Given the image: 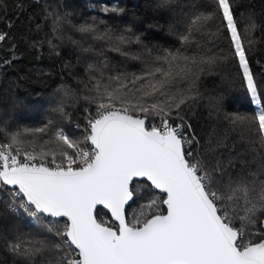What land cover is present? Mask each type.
I'll return each mask as SVG.
<instances>
[{
  "label": "snow or ice",
  "instance_id": "6c2138e0",
  "mask_svg": "<svg viewBox=\"0 0 264 264\" xmlns=\"http://www.w3.org/2000/svg\"><path fill=\"white\" fill-rule=\"evenodd\" d=\"M235 3L207 0L197 5L205 11L194 14L178 36L181 48L156 55L140 36L101 32L95 21L73 25L125 57L129 53L121 46L136 44L149 59L139 73L105 75L107 64L88 65L85 99L95 112L86 117L81 140L52 130L51 120L14 131L0 122L6 140L0 142V191L8 190L10 198L4 211L14 218L22 212L57 241L17 235L6 248L22 264H264V82L251 64L258 41L246 40L253 30L264 32V25L249 11L242 35ZM7 7V0H0V10ZM217 17L220 27L208 36L227 41L229 51L199 59L185 55ZM6 38L0 32V41ZM229 60L241 70L255 113L225 111L223 95L212 101L230 131L242 139L249 134L251 159L235 177L229 171L236 168L231 160L225 165L211 153H201L199 138L180 115L199 92L177 87L198 78L200 66ZM56 111L63 113V105ZM140 200L145 202L129 217L128 209ZM97 206L110 213L111 222L98 219ZM61 219L62 229L57 227Z\"/></svg>",
  "mask_w": 264,
  "mask_h": 264
},
{
  "label": "trees",
  "instance_id": "16d2710c",
  "mask_svg": "<svg viewBox=\"0 0 264 264\" xmlns=\"http://www.w3.org/2000/svg\"><path fill=\"white\" fill-rule=\"evenodd\" d=\"M207 0H7V10H0V32L7 38L0 41V122H4L9 131L23 127H40L49 120L54 129H62L71 139L81 140L86 127V117L95 112V105L85 99L89 95L84 83L89 78L88 65L107 64L105 75L109 72L139 73L144 61L149 59L144 50L137 46L122 45V51H112L107 41L94 38L93 33H81L73 25L95 23L101 32L109 29L113 35L134 34L140 36L149 48L158 54L164 49L181 48L178 36L182 34L189 20L198 11L197 5ZM231 2V0H230ZM22 4L17 9L15 4ZM117 8L122 12L104 11ZM256 13L258 25H264V0H236L235 15L238 27L244 35L248 25V13ZM51 13V15H49ZM243 13V18L240 14ZM57 16L61 19L57 20ZM220 27L219 17L197 35V43L184 50L188 56H214L221 51H229L227 41L211 40L209 32ZM125 30H130L126 32ZM247 39L258 41L250 53L254 75L264 82V32L261 29L251 31ZM51 41V43H49ZM140 55V60L132 56ZM9 61V63H5ZM259 61V63H257ZM198 78L182 82L178 88L185 91L191 86L200 96L182 106L180 115L191 124L199 138L201 153H211L225 165L231 160L236 165L229 169L235 177L241 166L250 161L247 142L249 134L242 139L239 133L228 129L223 113L212 108L213 98L225 97L224 110L254 115V106L248 103L244 91L241 70L235 62L204 64ZM95 74V73H93ZM264 88V83H261ZM63 105L64 112L56 109ZM176 110H173L175 115ZM172 122V121H171ZM173 122L180 123L179 120ZM44 139H48L47 136ZM0 142H6L0 136ZM255 170L254 168L252 169ZM9 197L0 200V264H22L6 248L15 237L23 233L24 239H43L47 236L41 226L30 223L20 212L13 215L4 210ZM140 200L128 209L130 217L138 209ZM163 210V206H162ZM97 217L111 222V215L101 208ZM52 219V218H49ZM47 221H45L46 223ZM65 221L60 220L57 227L63 228ZM260 227L259 222L256 225Z\"/></svg>",
  "mask_w": 264,
  "mask_h": 264
},
{
  "label": "built area",
  "instance_id": "2783aa9c",
  "mask_svg": "<svg viewBox=\"0 0 264 264\" xmlns=\"http://www.w3.org/2000/svg\"><path fill=\"white\" fill-rule=\"evenodd\" d=\"M171 122V121H170ZM172 123H176V122H173L172 121ZM186 131H187V129H186ZM193 148H195L196 147V145L194 144L193 146H192ZM5 196L6 197H9V195H8V190H4V191H0V200H2L3 198H5ZM10 199V198H9ZM22 215H23V213L22 212H20ZM24 216V215H23ZM25 217V216H24ZM29 222L30 223H35L34 221H31V220H29Z\"/></svg>",
  "mask_w": 264,
  "mask_h": 264
},
{
  "label": "water",
  "instance_id": "95a60500",
  "mask_svg": "<svg viewBox=\"0 0 264 264\" xmlns=\"http://www.w3.org/2000/svg\"><path fill=\"white\" fill-rule=\"evenodd\" d=\"M98 208H101L102 210H104V211H106L108 214H110L106 209L103 208V206H97V209H98ZM61 220H62V221H65V220H63V219H61Z\"/></svg>",
  "mask_w": 264,
  "mask_h": 264
}]
</instances>
